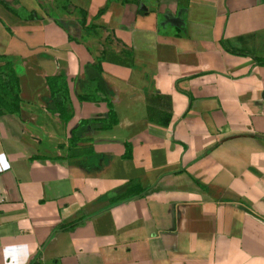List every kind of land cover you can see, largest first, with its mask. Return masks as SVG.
Wrapping results in <instances>:
<instances>
[{"label":"crops","instance_id":"1","mask_svg":"<svg viewBox=\"0 0 264 264\" xmlns=\"http://www.w3.org/2000/svg\"><path fill=\"white\" fill-rule=\"evenodd\" d=\"M0 57V264H264V0H0Z\"/></svg>","mask_w":264,"mask_h":264},{"label":"trees","instance_id":"2","mask_svg":"<svg viewBox=\"0 0 264 264\" xmlns=\"http://www.w3.org/2000/svg\"><path fill=\"white\" fill-rule=\"evenodd\" d=\"M100 11L99 13H101ZM3 59L4 65L0 67V73L6 75V80L1 81L0 78V105L3 106L5 102H17L18 95V76L13 68V64L10 58L0 57ZM49 87L51 88V98L52 102L49 104L48 108L50 110L58 111L65 119L69 118V114L67 111V89L65 80L61 77H54L48 79ZM80 99H86L85 97H80ZM64 112L67 114L64 115ZM112 112L109 111V117L112 116ZM115 122V119L108 120L107 124L104 126L105 128L111 127V125Z\"/></svg>","mask_w":264,"mask_h":264}]
</instances>
